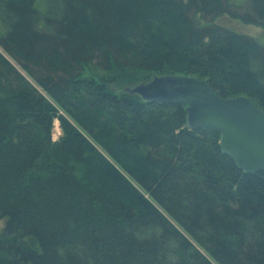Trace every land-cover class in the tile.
Segmentation results:
<instances>
[{
    "label": "trees",
    "instance_id": "trees-1",
    "mask_svg": "<svg viewBox=\"0 0 264 264\" xmlns=\"http://www.w3.org/2000/svg\"><path fill=\"white\" fill-rule=\"evenodd\" d=\"M224 14L264 29V0H0V264H264V171L127 90L194 75L264 111V44Z\"/></svg>",
    "mask_w": 264,
    "mask_h": 264
},
{
    "label": "water",
    "instance_id": "water-1",
    "mask_svg": "<svg viewBox=\"0 0 264 264\" xmlns=\"http://www.w3.org/2000/svg\"><path fill=\"white\" fill-rule=\"evenodd\" d=\"M144 100L186 106L189 128L221 133V148L248 173L264 171V111L248 96L224 97L206 78L170 74L127 88Z\"/></svg>",
    "mask_w": 264,
    "mask_h": 264
},
{
    "label": "rangeland",
    "instance_id": "rangeland-1",
    "mask_svg": "<svg viewBox=\"0 0 264 264\" xmlns=\"http://www.w3.org/2000/svg\"><path fill=\"white\" fill-rule=\"evenodd\" d=\"M229 2L237 7H244L247 5L248 0H229ZM218 22L220 24H223L224 26L234 30L235 32L239 34H244L250 37H253L258 40L260 44H264V29L262 26H259L258 24L254 23H244L241 20L234 19L230 17L227 14L222 15L219 19ZM1 50V48H0ZM238 54H233V60L236 61V67L239 68L241 63L240 58H236ZM14 64H16L18 67L19 65L13 61ZM64 136V131L61 126L60 120L56 117L53 121V127H52V140L53 141H59L62 137ZM105 154V153H104ZM105 157L111 162L113 169L118 170L122 172L121 168L117 166L115 161L111 159L107 154H105ZM111 171V175L114 177V171L112 169H109ZM4 221H0V229L3 227Z\"/></svg>",
    "mask_w": 264,
    "mask_h": 264
}]
</instances>
